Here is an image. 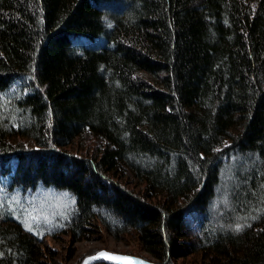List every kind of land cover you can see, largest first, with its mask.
Returning a JSON list of instances; mask_svg holds the SVG:
<instances>
[{"label":"trees","instance_id":"trees-1","mask_svg":"<svg viewBox=\"0 0 264 264\" xmlns=\"http://www.w3.org/2000/svg\"><path fill=\"white\" fill-rule=\"evenodd\" d=\"M0 186V264L99 225L154 264H264V0H0Z\"/></svg>","mask_w":264,"mask_h":264},{"label":"rangeland","instance_id":"rangeland-1","mask_svg":"<svg viewBox=\"0 0 264 264\" xmlns=\"http://www.w3.org/2000/svg\"><path fill=\"white\" fill-rule=\"evenodd\" d=\"M83 143L85 144V147L87 143L91 148H97L99 145H101V140L93 138L89 133H86L83 136ZM124 172V171H123ZM124 175L126 176L127 180L130 183L135 184L138 189L141 190L142 185L141 183L135 179L130 173L124 172ZM0 194H1V186H0ZM43 199H40L39 202L34 203L37 201V199H33L32 201L24 200L25 203L28 205L27 208L31 212V210H35V205L39 209V212H46L47 210H55L62 207L63 201L65 198L64 196H54V195H44ZM15 202H19V199H15ZM35 204V205H33ZM26 208V209H27ZM28 211V212H29ZM42 215L35 216L33 214H28L27 218L31 220H37L38 217H41ZM46 224H48V221H45ZM98 226V229L96 228V234L90 235L89 240L82 241L80 243H73L72 240H70L68 237L65 236H59L58 239L53 240L51 238L45 239L47 247L53 252V257L50 259L46 255V260L50 261L51 264H80L81 261L91 255H94L95 253L99 251H106L110 253H117L121 255L126 256H132L137 258L144 259L146 261L151 262L152 260L142 251H140V246L138 245L137 240L132 236H127L123 238L122 242H118L114 240L110 235H108L102 227ZM126 253H130L132 255H127ZM200 258L199 257H191L186 260H180L176 262V264H199ZM153 263V262H152ZM205 264H208L209 261L205 260Z\"/></svg>","mask_w":264,"mask_h":264},{"label":"water","instance_id":"water-1","mask_svg":"<svg viewBox=\"0 0 264 264\" xmlns=\"http://www.w3.org/2000/svg\"><path fill=\"white\" fill-rule=\"evenodd\" d=\"M101 252H106V251L102 250V251L95 253L94 255L88 256V257H95L96 258L94 260H88V264H96V263H100V262H104L107 264H127V262H125V261L114 260V259H109L106 257L98 256L97 254L101 253ZM106 253L113 254L114 256L132 257V256H126V255H121V254H117V253H110V252H106ZM88 257L84 258L80 264H84V262L87 260ZM132 258H134L133 264H135V262H142V264H154L152 262L146 261V260L141 259V258H137V257H132Z\"/></svg>","mask_w":264,"mask_h":264},{"label":"snow or ice","instance_id":"snow-or-ice-1","mask_svg":"<svg viewBox=\"0 0 264 264\" xmlns=\"http://www.w3.org/2000/svg\"><path fill=\"white\" fill-rule=\"evenodd\" d=\"M242 225H237L236 230L240 231L242 229ZM29 231H32L31 226L28 227ZM98 256L106 257L109 259H114V260H120V261H125L127 264H133L134 258L132 257H122V256H114L113 254H109L106 252H101L97 254ZM96 259L95 257H88L87 260L84 262V264H88V260H94ZM135 264H142V262H135Z\"/></svg>","mask_w":264,"mask_h":264}]
</instances>
